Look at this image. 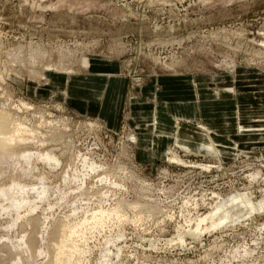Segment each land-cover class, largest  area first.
Wrapping results in <instances>:
<instances>
[{
	"label": "rangeland",
	"instance_id": "rangeland-1",
	"mask_svg": "<svg viewBox=\"0 0 264 264\" xmlns=\"http://www.w3.org/2000/svg\"><path fill=\"white\" fill-rule=\"evenodd\" d=\"M0 108V264H264V0H0Z\"/></svg>",
	"mask_w": 264,
	"mask_h": 264
},
{
	"label": "bare ground",
	"instance_id": "bare-ground-1",
	"mask_svg": "<svg viewBox=\"0 0 264 264\" xmlns=\"http://www.w3.org/2000/svg\"><path fill=\"white\" fill-rule=\"evenodd\" d=\"M177 137L182 140V143L185 145V147L187 149H191V147L194 144H199L201 147V150L215 149V150H218L221 152H228L229 151L228 145L217 142L215 137L213 136V133L191 132L189 130L179 128V130L177 132ZM24 140H26V138L24 137V135L22 133V123H20V122L17 123V120H15L9 112L5 111L3 108H0V158L2 159V161L4 159H9V160L17 163V162H20L23 158L30 164L33 161V156H35L37 160H42L44 162L46 161L47 163H52V164L56 163L57 164L59 162L51 152H44L43 153V152L39 151V152L35 153V155H34V154H31V152L28 150L27 151L23 150V152H20L19 147H18V151H17L16 150L17 146H20L19 144ZM31 165H32V163H31ZM90 168L95 169V168H97V166L91 164ZM16 189H18V192L20 194L24 193L26 190L22 186H20L18 184V182L14 183L13 185L11 184V186L9 184L8 188H0V197L3 198V201H8L7 205L5 204V206H4L2 204L3 210H10V209L19 210L20 208L24 207L25 205L29 206L28 203H31V202H29L30 200L26 199L25 197L22 199H18L16 197L12 196L10 194V191L16 190ZM44 194H45V192H44ZM33 205L34 204H32V208H34ZM105 218H106V216L103 212L100 214L99 213L95 214L93 216V220L95 219L96 220L95 223L98 222V225H99V223L100 224L103 223ZM205 220H206V218H203L200 220V223L198 224L197 229H199V226ZM82 223L78 226L81 227ZM61 224L58 228L60 233H61L60 235H58V237L61 236L60 237L61 241H60V243H59V241L55 243V245H57V243H58V245L60 244V246H59L60 248H58L59 251H58V253H56L57 255L55 256L56 264H62L63 259L67 258V256H69L72 252H75L78 250V249L77 250L75 249V248H77L76 246H73L74 248L73 247L71 248V246H67V245H69L68 240L72 239V236L77 232L76 229L80 228V227L77 226V228H75V227H72L74 225H72V226L69 225L70 226L69 227L66 223L65 224L63 223V225H61ZM54 234H56V233H54ZM53 241H55V240H53ZM34 242H35V239H33L32 246L36 245V243H34Z\"/></svg>",
	"mask_w": 264,
	"mask_h": 264
}]
</instances>
